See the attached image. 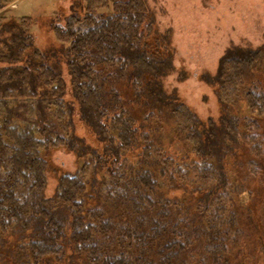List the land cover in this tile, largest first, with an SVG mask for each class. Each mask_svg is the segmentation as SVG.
<instances>
[{
	"label": "trees",
	"instance_id": "16d2710c",
	"mask_svg": "<svg viewBox=\"0 0 264 264\" xmlns=\"http://www.w3.org/2000/svg\"><path fill=\"white\" fill-rule=\"evenodd\" d=\"M11 1L15 0L0 3V10ZM80 1L62 22L54 13L51 30L60 48L50 52L57 57L53 61H49L50 54L35 47L33 35L22 25L24 18L22 22H0V34L12 29L9 40L0 39L6 48L0 55V246L6 233L31 231L28 241L16 246L11 264H193L189 256L196 248L205 264L210 260L226 264L231 239L227 226L234 225L236 219L227 210L230 192L215 189L220 176L213 161L202 160L173 171L189 181L194 192H205L206 199L212 195L196 203L193 212L189 205L156 194L160 182L149 165L137 168L118 162V158L120 151L127 150L126 142L135 143L134 105L143 112L169 108L166 111L180 130L196 141V152L210 158L222 152L219 134L235 139L233 120L226 117L223 129L202 128L194 115L164 95L159 77L170 63L162 41L169 33L165 37L156 34L145 0ZM154 35V43L149 42ZM60 60L69 77L70 100ZM258 61L264 63L263 48L226 49L210 79L218 86V96L229 99L230 91L257 68ZM14 93L19 99L11 97ZM29 95L41 98L33 103L25 100ZM242 97L248 109L264 119L262 90L251 84L243 89ZM15 103L23 109L35 107L42 119L39 116L35 123L29 115L20 125L12 119ZM75 105L79 121L96 135L97 142L107 137L103 120L112 114L110 127L118 144L104 147V155L112 157L107 158L109 163L94 149L77 145L72 123ZM44 106H53L68 138L58 135L52 123L44 122ZM245 122L256 129L255 121ZM256 135L246 136L254 156L261 157L264 143H259ZM59 146L92 156L77 173L60 176L55 205L49 206L43 196L44 153ZM170 163L151 165L158 164L164 174ZM102 169L106 176L90 196L86 190L89 170ZM173 178L171 174L166 191L174 187Z\"/></svg>",
	"mask_w": 264,
	"mask_h": 264
},
{
	"label": "rangeland",
	"instance_id": "374dc122",
	"mask_svg": "<svg viewBox=\"0 0 264 264\" xmlns=\"http://www.w3.org/2000/svg\"><path fill=\"white\" fill-rule=\"evenodd\" d=\"M4 1L1 0L0 3L3 4ZM145 1L154 19L156 34L165 37L166 32L169 33V37L162 40L163 43L166 42L165 56L170 62L168 68L159 77L162 92L170 101L180 104L194 115L202 128L212 126L223 129L222 121L226 117L231 118L235 139L231 141L228 136L224 138L219 134L222 152L218 153L219 156L210 158L196 152V141L189 137L186 131L180 130L176 119L168 112L169 108L143 112L137 110L138 107L134 105L132 114L135 123L132 132H135H133L135 143L126 142L127 150L120 151L118 162H127L137 168L142 165L143 168H147L149 165L148 169L160 182L156 194H164L172 200L189 205L194 212L197 211L196 203L205 201L212 195L210 194L206 199L205 192H194L189 181L181 180L173 171L179 167L187 169L189 165L202 160L213 161L218 166L220 176L215 189L221 192L227 188L226 191L230 192L231 205L227 210L232 211L236 219L234 225L227 226L231 239L227 242L228 252L225 263L264 264V151L261 157L254 156L246 136L251 133L257 134V141L264 143V119L251 112L242 97L243 89L251 84L259 87L264 93V63L258 61L257 68L230 91L229 99L220 98L218 86L210 81L217 70L218 60L226 49L235 46L252 50L264 49V0ZM79 2L81 1H11L0 10V22L5 24L13 20L22 22L24 18L22 25L33 35L35 47L41 52H47V55L50 54L49 61H53L57 57L50 52L60 48L51 30L54 13L59 14L58 17L62 22V19L70 13L72 5ZM11 33L12 29L8 27L0 34V39L9 40ZM155 37L156 35L149 38V42L154 43ZM5 52L6 48L0 44V55ZM57 55L60 57L58 53ZM60 63L67 88V98L70 100L69 77L61 60ZM14 95L16 96L11 97L19 99L16 93ZM40 98L29 95L25 100L30 99L35 103ZM12 105L15 107L12 116L15 122L18 121L23 125L22 119L27 120L29 115L33 117L30 121L39 122L36 119L39 118L40 113L35 111V107L34 110L32 107L26 110L16 103ZM44 109L46 114L44 122L49 121L58 135L68 138L69 133L61 129L63 120L62 122L59 120L53 106L49 109L44 106ZM111 116L112 114L109 113L103 120L108 128L107 137L103 142H97L96 135L79 121V113L75 105L72 123L77 145L83 146L86 150L94 149L98 155L111 159L112 157L104 155L106 145L118 144L117 135L110 127ZM40 118L42 119V116ZM247 119L255 121L256 129L247 125L245 122ZM44 125L47 129V124ZM48 131L49 129L46 133ZM77 150L70 146H59L44 153L46 183L43 196L47 202H50L49 206L55 205L53 200L60 176L77 173L85 161L90 160L92 156L89 153L80 155L82 151L76 152ZM145 154L150 158L145 157ZM107 162L109 163L108 159ZM152 162L171 163L166 165L168 171L162 174L158 164L151 165ZM171 174L174 177V187L166 191L170 186L168 178ZM102 176H106L104 169L94 173L89 170L86 190L90 196H93L91 193ZM92 199L90 197L89 200ZM28 236L31 237V231L24 235L21 231L6 233L0 246V264H11L16 246L20 242H27ZM197 250L196 248V251L189 254V258L193 260V264H205L199 255L202 252L197 253ZM66 253L71 256L69 247L66 248ZM210 261L206 264H214L212 260ZM220 264H223L222 260Z\"/></svg>",
	"mask_w": 264,
	"mask_h": 264
}]
</instances>
